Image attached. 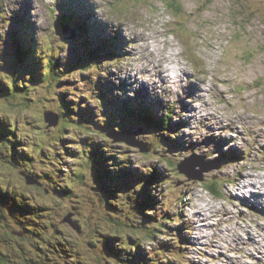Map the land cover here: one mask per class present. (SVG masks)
Listing matches in <instances>:
<instances>
[{
    "label": "rangeland",
    "instance_id": "374dc122",
    "mask_svg": "<svg viewBox=\"0 0 264 264\" xmlns=\"http://www.w3.org/2000/svg\"><path fill=\"white\" fill-rule=\"evenodd\" d=\"M170 4L169 0H0V60L6 53L16 57L19 42L31 48L30 60L34 62V55L41 66L45 65V53L63 70L72 62L71 67L79 69L66 71L68 78L61 86L52 85L47 96L57 99L58 89L63 93L68 89L65 97L76 108L74 121H98L114 110L126 118L119 112L126 105L133 117L146 112L158 119L171 118L169 129L161 132L167 137L163 144L153 139L157 135L153 129L139 128L130 121L121 126V132H141L139 142L159 147L155 155L129 150L125 143H114L110 138L105 141L94 129L73 127L69 129L72 145L67 140L69 147L65 148L68 157L59 164L60 169L72 166L74 159L69 157L77 147L87 150L92 143L109 145L119 158H131L127 169L135 175L137 185L130 180L126 194L141 187L143 183L138 179L147 178L152 168L159 167L163 177L154 188L159 204L152 209L151 224H158L159 231L155 232V241L141 238L147 254L161 264H264V206L257 208L249 203L254 193L258 200L264 196V0H179L176 7ZM22 5L30 10V27L22 21ZM64 11L88 23L89 40L83 41L80 33L71 38V30L61 28L57 19L66 14ZM113 44L120 52L117 58L100 53L97 65L87 63V47L99 45L110 53ZM47 46L52 48L48 50ZM9 57V68L15 72L25 68L33 76L37 74V69L19 65V61L13 63ZM162 64L168 71L175 67L189 73L180 70L183 82L165 83L156 70ZM83 65L89 68L83 71ZM41 95L33 92L32 99L37 101ZM30 104L25 111L22 107L10 110V118L21 123L24 117L33 120L31 114L38 119L45 109L37 102ZM40 123L44 129H53L41 120ZM24 127L21 132L26 131ZM167 148L166 155L174 162L204 158L206 168L212 169L202 174L203 181L189 180L160 162L159 153ZM218 163H222L221 167L215 169ZM47 169L45 166L41 171L45 173ZM196 171L199 174L202 166H197ZM14 175L17 174L11 173L7 182L29 186ZM69 177L65 173V178ZM209 180L219 184L221 197L205 188ZM83 184L75 183L81 193L87 191ZM28 189L37 196L41 192ZM46 189L57 211L61 204L69 203L57 202L51 195L53 189ZM84 205V214L104 217V209ZM207 205L215 209L202 213ZM138 222L142 225L141 219ZM3 227L0 233H7L10 243L14 241L15 247L9 244L12 251L18 246V253H36L30 239H21L15 230ZM0 245L4 250L7 247L1 240ZM162 246H168V251L158 253Z\"/></svg>",
    "mask_w": 264,
    "mask_h": 264
},
{
    "label": "trees",
    "instance_id": "16d2710c",
    "mask_svg": "<svg viewBox=\"0 0 264 264\" xmlns=\"http://www.w3.org/2000/svg\"><path fill=\"white\" fill-rule=\"evenodd\" d=\"M169 1L171 7L179 4V0ZM69 17L72 18L71 21ZM77 20L79 17H73L71 14L62 17L64 23L70 24V27L83 36V41L89 40L88 23L84 24ZM22 21L25 23L24 26L30 25L24 18ZM97 37L98 34L92 38ZM105 42L108 43L107 38ZM115 42H117L116 39ZM18 46L16 57L13 56L14 54L6 53L0 60V174L2 175L0 176V227L3 225L10 231L15 230L22 235L21 239H30V245L36 253L34 251V255L30 252V254L18 253L16 249L18 246L12 251L9 244L12 245L14 241L10 239V243L8 239L10 236L3 232L0 233V240L7 247L4 250L0 245V264H161L146 253L143 247L144 242L141 240L142 237H147L155 241L157 236L155 232L159 231L158 224L154 227L151 225L154 224L152 209L159 204L154 188L160 183L158 179L163 177L159 173L158 166L152 168L147 178L138 179L143 183L141 187H135L134 191L126 194L124 190L131 187L130 180L134 179V185H137L135 175L127 169L129 163L132 164L131 158L129 156L119 158L116 151L109 145L92 143L87 150L85 147H77L74 149L76 153L73 150L69 157L74 159L72 166L65 165L60 169V165L68 157L65 154V148L69 147L67 140L70 147L72 145L69 129L73 127L81 128V130L94 129L97 136H102L103 140L108 141L109 134L121 132V126L126 121H130L139 128L153 129L157 135H160L159 137L154 134L153 139L162 143V141L167 142V137L161 135V132L164 133L169 129L171 118L158 119L146 112L133 117L129 109H126L128 107L126 105L119 109L126 118H121L114 110L111 112L112 115L102 117L98 121H74L76 118L73 112L76 108L70 105L65 97V95L68 97L66 92L68 89H65L64 93L58 89L57 99L52 100L47 95L50 94L52 85L61 86L63 79L68 78L66 71L78 67H71L72 62H69L66 70H63L59 68L54 58L51 60L49 53L43 54L45 65L41 66L42 64H39L34 55H31L34 62L30 60L32 52L28 45L18 43ZM51 48L47 46L48 50ZM87 50L89 54L86 57L89 65L93 63L97 65L100 53L109 57L113 56L114 59L120 54L114 44L110 50L111 54L99 45L93 49L87 47ZM6 57H9L13 63L19 61V65L24 67L28 68L30 65L32 69H37V74L33 76L25 68L15 72L9 68L12 63L7 62ZM87 68L89 67L86 65L82 66L83 71ZM84 77L87 78V75L85 74ZM69 85L71 84L67 86ZM33 92L42 93L41 98L38 97L37 101L33 100ZM41 99L45 101H40ZM31 102H37L41 108L45 109L43 114L38 115V119L30 114L34 121L24 117L21 122L23 124L19 125L21 123L18 120L10 118V110L14 111L15 108L22 107L21 110L25 111L29 109ZM76 106L79 107L78 104ZM46 111H53L60 116L61 120L56 128L47 130L40 123L41 120L46 124L44 120ZM88 116L91 117L90 114ZM23 127L26 128L25 132H21ZM148 144L152 147L153 143ZM126 146L129 150L134 149L127 144ZM168 149L159 153L158 159L180 173L181 163L174 162L170 155H166ZM157 150L159 147L152 148L149 153L144 154L155 155ZM45 166L48 169L43 173L41 168ZM50 168H54V171ZM6 172L9 174H5ZM14 172L17 174L14 176H18L27 186V178L33 179L37 184L25 187L14 184L11 180L7 182L6 178L9 179ZM65 173L71 177L65 178ZM2 180L7 183H2ZM77 181L81 182V185L84 181L86 192L79 191V186L75 185ZM61 182L63 185H60ZM46 187L53 189L51 195L57 202L61 200L69 203L61 204L60 210L57 211L50 204V195ZM28 188L41 192L37 196L33 194V191L27 192ZM205 188L214 196L221 197L220 186L214 180L207 182ZM85 203L104 209V217L97 218L91 214H84ZM72 215L75 218L71 219ZM67 219L69 220L66 221ZM86 219L87 221L84 222ZM140 219L142 225L138 224ZM105 220L107 223L103 224ZM74 231L76 233H73ZM168 249V246H162L158 253L166 252ZM166 264L170 263L166 261Z\"/></svg>",
    "mask_w": 264,
    "mask_h": 264
},
{
    "label": "water",
    "instance_id": "95a60500",
    "mask_svg": "<svg viewBox=\"0 0 264 264\" xmlns=\"http://www.w3.org/2000/svg\"><path fill=\"white\" fill-rule=\"evenodd\" d=\"M75 35H71V38H74ZM44 120L46 124L48 125V128H56L60 123V116L53 112V111H46L44 115ZM141 132H133V131H126V132H117L114 134H109L108 136L113 139L114 143H126L130 147L139 149L142 153H149L152 149V147L148 143L139 142L137 139V136ZM203 158V157H202ZM204 159V158H203ZM200 158H189L182 162L179 165V171L181 174H184L189 178V180H199L203 181L202 174L205 171H210L212 168H206L204 160ZM197 166H202V171L198 174L196 171ZM221 166H215V169L220 168ZM27 184L28 185H35L37 184L36 181H34L31 178H27ZM67 219L66 221H68Z\"/></svg>",
    "mask_w": 264,
    "mask_h": 264
},
{
    "label": "bare ground",
    "instance_id": "6f19581e",
    "mask_svg": "<svg viewBox=\"0 0 264 264\" xmlns=\"http://www.w3.org/2000/svg\"><path fill=\"white\" fill-rule=\"evenodd\" d=\"M30 2V1H29ZM31 3V2H30ZM33 5H34V3H32ZM53 11V10H52ZM120 29H122L121 27H119ZM131 29V28H130ZM131 31V30H130ZM132 33V32H131ZM128 34H130V33H128ZM135 36V35H134ZM148 37V36H147ZM132 39V38H131ZM146 49V48H145ZM151 50V49H150ZM149 51V50H148ZM150 52V51H149ZM154 53H155V51H154ZM152 55H153V53H151ZM141 59V58H140ZM156 59V58H155ZM153 61H154V59H153ZM147 63V62H146ZM146 63H145V65H146ZM150 63V62H149ZM148 64V63H147ZM163 65V64H162ZM147 67H148V65H146ZM185 68H182V69H180V70H184ZM156 70H157V72H158V70H159V75H161L162 76V78L164 79L163 81L165 82V83H169V82H171V81H174V80H182V75L181 74H183V73H181L180 72V70L179 69H176L175 67H173V68H171L169 71L171 72H169L168 70H167V68H166V66L165 65H163V66H156ZM150 72H151V70H150ZM151 74V73H150ZM153 76H154V74H153ZM157 79V78H156ZM160 80V79H159ZM153 81V80H152ZM157 81V80H156ZM155 81V82H156ZM159 82H161V81H159ZM175 82V81H174ZM173 83V82H172ZM164 84V83H163ZM202 85V84H201ZM171 87H173V86H171ZM196 88V87H195ZM201 94V93H200ZM220 164H222V163H218L217 165H220ZM218 169H220V168H218ZM257 177V176H256ZM250 181V180H249ZM249 184V183H248ZM252 184H254V181H253V183ZM251 184V185H252ZM263 185H264V183H263ZM243 187V186H242ZM244 188V187H243ZM241 189V188H240ZM244 191V190H243ZM263 194V193H262ZM264 195V194H263ZM261 196V195H260ZM249 203H251L254 207H257L258 208V206H264V196L263 197H261L260 198V200H258V195H256L255 193H254V196H253V194L250 196V200H249ZM205 205V204H204ZM204 208V207H203ZM207 208V209H206ZM226 208V207H225ZM264 208V207H263ZM262 208V209H263ZM213 209H215V206H212L211 208L207 205L204 209H202V213L203 212H208V211H213ZM221 210V209H220ZM224 210V209H223ZM217 211V210H216ZM225 211V210H224ZM209 213V212H208ZM221 214V213H220ZM225 214V213H224ZM228 214V213H227ZM205 216V215H204ZM213 217V216H212ZM262 217V216H261ZM215 219V218H214ZM264 219V218H263ZM243 224V223H242ZM255 230V229H254ZM250 237V236H249ZM248 237V238H249ZM252 240V239H251Z\"/></svg>",
    "mask_w": 264,
    "mask_h": 264
}]
</instances>
